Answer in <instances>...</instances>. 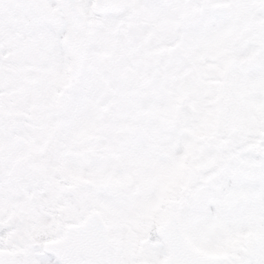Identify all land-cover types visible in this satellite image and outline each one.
Wrapping results in <instances>:
<instances>
[{
  "label": "snow or ice",
  "instance_id": "obj_1",
  "mask_svg": "<svg viewBox=\"0 0 264 264\" xmlns=\"http://www.w3.org/2000/svg\"><path fill=\"white\" fill-rule=\"evenodd\" d=\"M0 264H264V0H0Z\"/></svg>",
  "mask_w": 264,
  "mask_h": 264
}]
</instances>
